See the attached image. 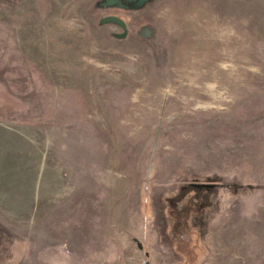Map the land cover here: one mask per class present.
I'll return each instance as SVG.
<instances>
[{
  "label": "rangeland",
  "instance_id": "374dc122",
  "mask_svg": "<svg viewBox=\"0 0 264 264\" xmlns=\"http://www.w3.org/2000/svg\"><path fill=\"white\" fill-rule=\"evenodd\" d=\"M0 264H264V0H0Z\"/></svg>",
  "mask_w": 264,
  "mask_h": 264
},
{
  "label": "trees",
  "instance_id": "16d2710c",
  "mask_svg": "<svg viewBox=\"0 0 264 264\" xmlns=\"http://www.w3.org/2000/svg\"><path fill=\"white\" fill-rule=\"evenodd\" d=\"M211 186H213V184H206V183H190L188 189H190L192 192L190 195L192 199V201L196 202H200L203 200L204 195L201 194L202 192H204L205 190L209 189ZM186 201V200H183ZM181 208H179L178 210H180Z\"/></svg>",
  "mask_w": 264,
  "mask_h": 264
},
{
  "label": "water",
  "instance_id": "95a60500",
  "mask_svg": "<svg viewBox=\"0 0 264 264\" xmlns=\"http://www.w3.org/2000/svg\"><path fill=\"white\" fill-rule=\"evenodd\" d=\"M104 20H105V21H113V22L118 23V24L121 25L122 27L124 26V25H123V22H122L120 19H118V18H116V17H113V16L105 17Z\"/></svg>",
  "mask_w": 264,
  "mask_h": 264
}]
</instances>
